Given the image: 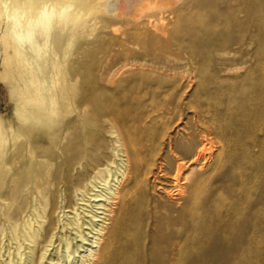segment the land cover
<instances>
[{
    "label": "bare ground",
    "instance_id": "6f19581e",
    "mask_svg": "<svg viewBox=\"0 0 264 264\" xmlns=\"http://www.w3.org/2000/svg\"><path fill=\"white\" fill-rule=\"evenodd\" d=\"M0 46V264H264V0H0ZM126 68L211 78L126 115L77 89Z\"/></svg>",
    "mask_w": 264,
    "mask_h": 264
},
{
    "label": "rangeland",
    "instance_id": "374dc122",
    "mask_svg": "<svg viewBox=\"0 0 264 264\" xmlns=\"http://www.w3.org/2000/svg\"><path fill=\"white\" fill-rule=\"evenodd\" d=\"M116 30L121 31V28L118 27ZM71 61L76 69L80 67L76 64L94 69L100 63V60L97 58L82 59L83 62L80 63V61L73 57ZM2 65L3 55L0 46V75L3 71ZM190 78H192V83L189 87L187 85L188 78L182 74L176 75L173 80L172 77L151 75L147 72H138L134 68H126L119 73L105 75L101 79L100 76L96 75L95 71L90 70L83 72L79 76L77 89L81 92L88 90L96 94L100 106L105 111L110 106L115 108L118 113L126 115V113L137 112L140 109L149 110L152 107H162L166 101H172L170 98H165L170 94L177 96V101L180 104H184L192 99L197 100L202 95L200 89L209 82L211 75L207 70H203L202 73H195ZM225 78L221 77L214 83L217 85L225 83ZM229 78H234V75L229 76ZM211 89L213 88L211 87ZM15 96V92L0 80V121L4 126L15 125ZM92 113L95 115V110ZM128 126H132L130 121ZM109 145L106 139L104 142H97L96 148L100 146L101 152H108ZM132 146L136 149V152H142L138 157L140 163L147 161L143 153L146 152V142L135 139L132 141Z\"/></svg>",
    "mask_w": 264,
    "mask_h": 264
}]
</instances>
